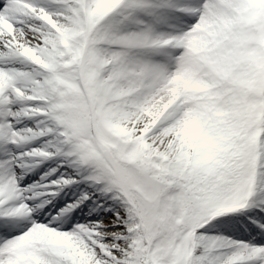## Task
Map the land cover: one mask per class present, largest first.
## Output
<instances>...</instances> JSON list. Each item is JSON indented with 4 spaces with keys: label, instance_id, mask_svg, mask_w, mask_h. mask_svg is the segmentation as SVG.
I'll use <instances>...</instances> for the list:
<instances>
[{
    "label": "snow or ice",
    "instance_id": "6c2138e0",
    "mask_svg": "<svg viewBox=\"0 0 264 264\" xmlns=\"http://www.w3.org/2000/svg\"><path fill=\"white\" fill-rule=\"evenodd\" d=\"M0 264H264V0H0Z\"/></svg>",
    "mask_w": 264,
    "mask_h": 264
}]
</instances>
